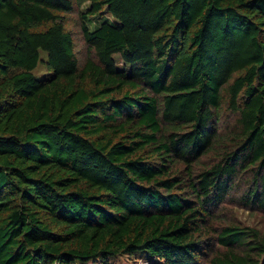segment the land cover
<instances>
[{
  "label": "trees",
  "instance_id": "16d2710c",
  "mask_svg": "<svg viewBox=\"0 0 264 264\" xmlns=\"http://www.w3.org/2000/svg\"><path fill=\"white\" fill-rule=\"evenodd\" d=\"M138 262L264 264V0H0V264Z\"/></svg>",
  "mask_w": 264,
  "mask_h": 264
},
{
  "label": "rangeland",
  "instance_id": "374dc122",
  "mask_svg": "<svg viewBox=\"0 0 264 264\" xmlns=\"http://www.w3.org/2000/svg\"><path fill=\"white\" fill-rule=\"evenodd\" d=\"M86 6H84L85 8ZM113 21L114 19L106 12H103L102 15L92 17L88 24L91 29H93L95 26L98 25V23L102 21ZM66 24L67 27L73 31L75 35V43H76V49L78 52V56L82 57L85 55V49L83 46V42L81 40V35L79 32V28L76 24V18L74 16H67L66 18ZM113 58L115 60V64L118 69L120 70H128V67L123 63V61L120 59L117 53L113 54ZM40 59L41 62L37 64V66L33 69L32 73L36 76H43L46 74L47 69L45 67V53L40 52ZM230 207H227L228 210L225 212L227 214L226 217L241 222V224L250 225V226H259L261 225V215L259 213H253L249 211L248 209H245L243 207L237 206V205H229ZM137 264H146L145 262H138Z\"/></svg>",
  "mask_w": 264,
  "mask_h": 264
}]
</instances>
